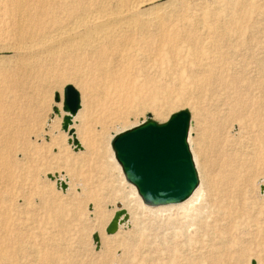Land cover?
Returning a JSON list of instances; mask_svg holds the SVG:
<instances>
[{"label":"bare ground","instance_id":"obj_1","mask_svg":"<svg viewBox=\"0 0 264 264\" xmlns=\"http://www.w3.org/2000/svg\"><path fill=\"white\" fill-rule=\"evenodd\" d=\"M149 1L114 0L110 4L109 0H0L15 40L12 46L0 47V52H11L0 54V73L29 69L38 77L56 80L50 74L52 67L42 63L48 58H59L72 70V80L82 91L80 110L72 116L69 125V129H75L80 115L92 117L91 123L97 127L106 116L121 119L145 104L158 106L168 102L164 97L165 101H161V95H169L172 89L161 86V78L171 77V72L181 76V68L187 66L189 88L181 90L195 99L194 114L202 127L199 137L202 142H210L212 152V157L205 158L211 173L205 172V166L195 161V154L191 155L199 182L192 197L203 187L215 190L220 197L215 213L208 214V221H200L195 226L196 250L192 264H226L224 254L228 250L242 257L248 247L237 237L247 234L257 240L255 246L261 255L256 264H264V208L253 205L251 200L253 184L259 185L264 178V53L261 55L258 51L260 27H242L238 16L220 9L215 15L221 20L207 24L206 18L213 12L193 13L179 5L171 11L175 4L172 0L162 6L142 8ZM233 24L240 25L230 27ZM165 43L170 44L169 49L163 47ZM162 50L168 58L164 59ZM179 52L186 56L181 57ZM247 60L253 64L250 66ZM84 78L98 80L95 83L98 87L94 88ZM201 101L211 106L210 112L199 107ZM57 107L63 119L61 101ZM231 120L239 121L245 128L244 145L235 147L226 139L225 131ZM75 130L76 139L83 145L81 149L91 150L94 137L80 136ZM68 137L72 138L69 134ZM57 182L61 188L63 181ZM131 185V193H136L135 185ZM137 195L141 199L138 192ZM194 199L184 202L181 208L193 205L190 203ZM114 206L115 211L125 212L118 219V229L127 224L129 214L122 201ZM172 209L155 211L171 212ZM137 230L141 245L147 246V234L141 227ZM99 232L102 234L103 226L99 227ZM170 243L173 246L170 245L168 251L172 254L186 250L191 241ZM36 251L38 249L33 250L35 257ZM9 260L1 255L0 246L1 263ZM7 264L19 263L9 261Z\"/></svg>","mask_w":264,"mask_h":264},{"label":"rangeland","instance_id":"obj_2","mask_svg":"<svg viewBox=\"0 0 264 264\" xmlns=\"http://www.w3.org/2000/svg\"><path fill=\"white\" fill-rule=\"evenodd\" d=\"M113 1L109 0L110 4H113ZM165 1L168 0H150L142 8L160 6ZM172 1L175 4L171 11L179 5L193 13L213 12V15L206 18L207 24L221 20L220 16L215 15L220 9L229 12L231 16H238L237 20H240L242 27H260L258 51L261 55L264 53V0ZM2 7L0 4V47H7L8 44H15V40L8 28L9 23ZM169 10L167 11L170 13ZM239 25L233 24L230 27ZM163 47L169 49L170 44L165 43ZM161 52L164 59L168 58L165 50ZM185 52L188 53V50ZM1 53L11 54L5 51ZM179 55L186 56L183 52H179ZM247 62L250 66L253 64L248 60ZM42 65L52 67L50 74L56 77V80L50 78L48 81L45 77H38L29 69L0 73L1 255L19 264H192L195 260L192 254L196 250L195 226L200 221H208V214L213 215L217 210L220 203L217 192L203 187L195 197H192V193L183 202L147 206L142 203L137 192L131 193V184L123 176L111 147L113 135L138 125L148 115L156 122L162 123L172 113L186 109L190 113L187 142L191 155L195 154V161L205 166V172L211 173L205 161V158L208 160L212 157L210 142L200 140L199 132L202 127L200 128L194 114L196 101L181 90L189 88L186 73L190 69L185 66L181 68V76L171 72V77L161 78V86L172 89L169 95H161V101L168 98L166 103L162 102L158 106L145 104L121 119L106 116L103 124H98L97 127L91 123L92 117L80 115L78 124L74 125L77 133L80 136L94 137V147L92 145V149L85 152L84 149L77 150L68 143V134L61 129L62 119L52 110V107L58 104L54 100L56 93L60 94L62 102L65 85L72 84L80 95L82 94L72 80V70L59 58H48ZM87 81L94 88L98 87L95 84L98 80ZM199 107L206 112L211 110V106L203 101ZM72 129L76 136V130ZM225 136L235 147L238 144L244 145L247 141L245 128L237 120L228 123ZM49 175L55 179H49ZM57 180L65 182L67 188L62 190ZM261 180L259 185L253 184L251 200L253 205L264 208V178ZM190 198H195L190 203L193 205L182 209L181 206ZM118 201L125 204L129 220L113 234H107L105 227L115 211L113 205ZM195 207L200 208L194 210ZM157 208L173 209L171 212H159L155 211ZM204 211L208 212L205 214ZM100 226H103L102 234L99 232ZM140 227L144 234H147V246L141 245L136 233ZM95 233L99 235L98 245L92 238ZM237 238L240 242L243 239L242 244L248 248L239 258L235 251H226L225 263L256 264L261 255L255 246L257 240L248 234ZM187 240L191 243L185 252L176 251L171 254L168 251L171 250L170 242ZM130 241L138 246H132ZM33 248L38 249L37 257ZM203 256L209 258L208 254ZM9 261H0V264H7Z\"/></svg>","mask_w":264,"mask_h":264},{"label":"water","instance_id":"obj_3","mask_svg":"<svg viewBox=\"0 0 264 264\" xmlns=\"http://www.w3.org/2000/svg\"><path fill=\"white\" fill-rule=\"evenodd\" d=\"M68 87L69 84L63 88L61 109L65 115L63 116L61 127L72 136L68 141L75 145V149H81V145L76 139L73 129H69L72 116L77 113L81 106L80 93L72 85L73 90L77 93L78 106L75 111L65 108L64 101ZM57 96L59 99H57ZM54 100L56 102L61 101L59 93L55 94ZM52 110L55 114L59 115V108L57 106H53ZM177 116L181 117L180 127L169 136H157L150 131L153 126L162 128L165 124L172 123ZM189 124V111L181 109L172 113L162 123L156 122L148 115L143 122L123 130L112 137L111 147L114 157L120 164L125 179L135 185L144 204L157 206L178 203L187 199L197 187L198 176L187 143ZM137 128L146 129L145 134L139 137L130 148L118 150L116 147L117 138ZM50 177L52 176L49 175ZM60 186L63 189L67 188L64 182H61ZM117 205L120 207L119 203ZM124 213L122 209L114 212L105 227L107 234L116 231L118 219ZM92 238L97 245L99 242L98 234H93Z\"/></svg>","mask_w":264,"mask_h":264},{"label":"snow or ice","instance_id":"obj_4","mask_svg":"<svg viewBox=\"0 0 264 264\" xmlns=\"http://www.w3.org/2000/svg\"><path fill=\"white\" fill-rule=\"evenodd\" d=\"M57 99L59 97L57 96ZM78 106V97L77 93L73 90L71 84L66 91L64 107L69 108L72 111H75L76 107ZM181 117L177 116L175 120L172 121L170 124H165L162 128H156L155 126L152 127L150 130L154 135L166 137L175 132L180 127ZM146 129H135L134 131H128L123 136H119L116 141V147L119 149H127L130 148L133 143L142 135L145 134Z\"/></svg>","mask_w":264,"mask_h":264}]
</instances>
